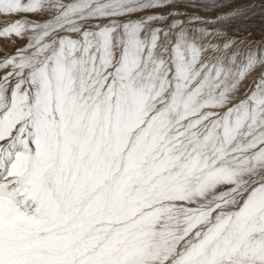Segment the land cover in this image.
I'll list each match as a JSON object with an SVG mask.
<instances>
[{"label":"snow or ice","instance_id":"1","mask_svg":"<svg viewBox=\"0 0 264 264\" xmlns=\"http://www.w3.org/2000/svg\"><path fill=\"white\" fill-rule=\"evenodd\" d=\"M0 264H264V0H0Z\"/></svg>","mask_w":264,"mask_h":264},{"label":"rangeland","instance_id":"2","mask_svg":"<svg viewBox=\"0 0 264 264\" xmlns=\"http://www.w3.org/2000/svg\"><path fill=\"white\" fill-rule=\"evenodd\" d=\"M10 50V49H9Z\"/></svg>","mask_w":264,"mask_h":264}]
</instances>
